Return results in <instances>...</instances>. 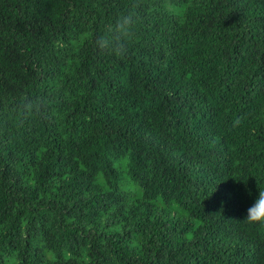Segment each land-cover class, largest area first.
Instances as JSON below:
<instances>
[{"label": "trees", "instance_id": "16d2710c", "mask_svg": "<svg viewBox=\"0 0 264 264\" xmlns=\"http://www.w3.org/2000/svg\"><path fill=\"white\" fill-rule=\"evenodd\" d=\"M258 187L264 0H0V264H264Z\"/></svg>", "mask_w": 264, "mask_h": 264}, {"label": "clouds", "instance_id": "9594fccd", "mask_svg": "<svg viewBox=\"0 0 264 264\" xmlns=\"http://www.w3.org/2000/svg\"><path fill=\"white\" fill-rule=\"evenodd\" d=\"M139 22V13L135 4L129 5L126 11L118 14L115 22L101 35L96 43L100 49H107L116 58H123L127 49L124 47L131 37L133 29ZM242 120L239 116L234 119L233 127H239ZM259 188V187H258ZM249 225L264 226V188H259V195L253 206L248 209L244 220Z\"/></svg>", "mask_w": 264, "mask_h": 264}]
</instances>
